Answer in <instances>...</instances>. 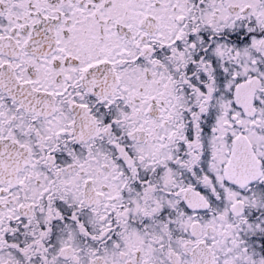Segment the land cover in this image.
I'll list each match as a JSON object with an SVG mask.
<instances>
[{
	"label": "snow or ice",
	"instance_id": "1",
	"mask_svg": "<svg viewBox=\"0 0 264 264\" xmlns=\"http://www.w3.org/2000/svg\"><path fill=\"white\" fill-rule=\"evenodd\" d=\"M0 264H264V0H0Z\"/></svg>",
	"mask_w": 264,
	"mask_h": 264
}]
</instances>
